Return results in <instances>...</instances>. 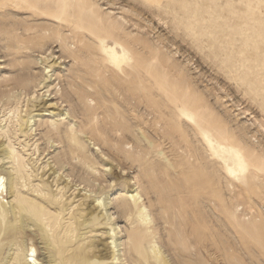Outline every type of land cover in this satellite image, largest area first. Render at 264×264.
I'll list each match as a JSON object with an SVG mask.
<instances>
[{
    "label": "rangeland",
    "instance_id": "rangeland-1",
    "mask_svg": "<svg viewBox=\"0 0 264 264\" xmlns=\"http://www.w3.org/2000/svg\"><path fill=\"white\" fill-rule=\"evenodd\" d=\"M0 147L41 257L264 264V0H0Z\"/></svg>",
    "mask_w": 264,
    "mask_h": 264
},
{
    "label": "bare ground",
    "instance_id": "bare-ground-1",
    "mask_svg": "<svg viewBox=\"0 0 264 264\" xmlns=\"http://www.w3.org/2000/svg\"><path fill=\"white\" fill-rule=\"evenodd\" d=\"M149 1L159 2L160 0ZM118 45L121 51H118L117 46L112 45L103 48L104 52L107 55L106 57L116 67H119L121 63L125 61L126 57V53L124 51L123 46H121L120 44ZM183 105L184 104L182 103L179 108V110H181L182 118L185 119L187 122H192L196 124L193 114L188 111V107H182ZM201 131L203 133L205 141L211 147V149H213L214 145H216L218 151H222L224 154L228 153L229 155L237 159V165L242 172L246 170L247 164L245 162L243 154L240 151H238L237 149H233L230 146L221 145V143H219L217 140H214L212 137H210L209 134L206 133L207 131ZM6 150H8L6 147H0V155L4 154V152L6 153ZM226 170L228 173H234L233 166H226ZM5 175L6 178L4 180ZM5 183L6 185L4 187ZM12 184L13 178L11 172L3 168V166H0V199L4 198V196H7L8 194L12 195ZM94 200H96L97 207H99V205H102L100 197H95ZM31 206L37 209L36 212L33 214L23 213L20 211L16 212L14 204H9V207L6 208L2 206V203H0V264H12L13 261H15L16 264H57L54 258L52 257L51 251L48 249V247L50 246V242L48 241V239L44 235L40 236V239L42 240L41 243H43V249L47 252V256L41 257L40 252L38 251V246L35 245V241L32 240L31 242H29L31 239H33V232H30L28 234L26 232V230L31 226L36 228L37 230L42 229L41 225L37 222L36 218L34 217V214H42L46 216L47 220L54 218V216L52 214H48V212L40 206H36L35 204H31ZM123 209L126 215L130 214V205L125 200L123 204ZM8 220L15 221L16 223V228H13V231L11 233V241L8 238L11 236L7 226ZM18 234L22 235L23 238H20ZM31 234L32 237H28ZM36 234L39 235L37 232ZM15 238L16 240L18 239L17 243L16 240H14ZM202 242L203 241L201 239V243ZM132 246L139 262L147 258L148 252H155L154 249H150L145 246L143 238L139 234L134 235ZM107 247H110L109 249H111V256L119 259V248L116 245V240L112 239V241L108 243ZM115 254H117V256ZM94 258H97V255L94 253L90 254L88 257V262Z\"/></svg>",
    "mask_w": 264,
    "mask_h": 264
}]
</instances>
